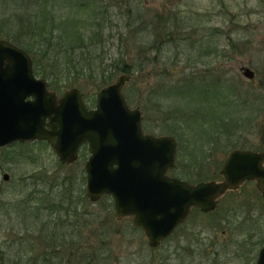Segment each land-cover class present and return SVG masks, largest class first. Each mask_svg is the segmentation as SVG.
<instances>
[{"label":"rangeland","instance_id":"obj_1","mask_svg":"<svg viewBox=\"0 0 264 264\" xmlns=\"http://www.w3.org/2000/svg\"><path fill=\"white\" fill-rule=\"evenodd\" d=\"M99 1L109 6V23L97 33L105 34L106 39L101 64L90 72L92 66L82 63L77 48L80 66L73 72L62 66L50 89H60L61 95L67 88H77L88 107L95 108L102 87L93 84L100 83L102 74L108 84L114 83L126 74L117 69L127 65L130 73L126 75L131 79L124 94L128 104L143 112L146 133L172 135L188 146L171 175L191 184L218 180L216 169L201 164L216 166L225 156L220 154L223 148L210 157L191 155L190 149L202 143L201 127L208 130L202 137L207 151L215 148L207 140L212 134L222 141L230 131L242 134L240 126H246L247 120L252 124L243 134L246 141L237 137L226 142L257 145L261 122L264 141V0ZM36 2L47 12L61 9L60 15L71 20L56 36V49L58 37L64 46H77L84 38L95 36L88 34L87 28L83 36L81 29L87 25L80 16L89 13L73 9V0H0V39L21 43L37 36L25 34ZM19 32L20 39L15 37ZM45 46L40 45L39 50ZM60 55L63 64L66 54ZM48 62L41 63L45 66ZM243 67L255 72L254 80L244 77ZM215 115L216 119L210 118ZM234 118L236 125H231ZM209 125L214 128L209 130ZM23 148L17 145L0 152V257L4 264H57L58 251L65 253V264L68 257L70 264H254L263 247L264 200L259 208L260 197L250 187L227 195L219 217L218 213L192 214L166 242L151 248L132 218H116L111 197L98 203L88 200L91 204L87 206L79 204L85 190L82 173L88 150L81 151L73 165H63L46 143ZM6 174L9 177L4 180ZM66 176L70 177L60 189L57 177ZM52 187L54 194L50 195ZM74 193L75 213L68 204L56 213L50 208V197L60 194L66 202ZM56 202L53 205L59 207V199ZM238 202L250 203L240 210L239 218L246 212L251 219L241 220L225 210ZM68 210L73 214L71 220L65 216ZM71 242H76L74 247L67 244ZM80 244L84 250H78ZM86 253H91V260Z\"/></svg>","mask_w":264,"mask_h":264},{"label":"water","instance_id":"obj_2","mask_svg":"<svg viewBox=\"0 0 264 264\" xmlns=\"http://www.w3.org/2000/svg\"><path fill=\"white\" fill-rule=\"evenodd\" d=\"M241 70L244 77L254 80L252 69ZM129 80L122 75L103 87L96 108L89 110L78 89L65 90L61 97L51 92L45 79L35 77L32 57L1 39L0 147L44 140L61 163L71 165L80 147L88 143L87 197L97 202L104 195L111 196L116 218L133 217L152 248L171 236L193 208L213 211L219 198L247 180H255L264 196V151H232L219 182L193 185L167 175L177 166V142L170 136L144 133L141 110L131 109L123 92ZM30 97L34 100L27 101ZM256 264H264V248Z\"/></svg>","mask_w":264,"mask_h":264},{"label":"trees","instance_id":"obj_3","mask_svg":"<svg viewBox=\"0 0 264 264\" xmlns=\"http://www.w3.org/2000/svg\"><path fill=\"white\" fill-rule=\"evenodd\" d=\"M73 3L75 4L73 9L78 8L79 10H83L84 12L89 13L87 17H84V18L82 16L80 17L82 19V22L86 21V25H87L86 27H84L85 26L84 25L83 26L84 28L81 29V31L84 32V29L87 28L88 34L95 35L91 37L90 39L89 37L84 38L86 40L80 41V43L77 44V46H70V45L64 46L62 45L63 43L61 39L58 37V49H56V46L54 44L55 39L57 38L56 36H59L61 32L63 31L62 30L63 25H65L71 20L69 19V17L65 18V16L60 15L62 13L61 9H57L54 11L49 10L48 12L45 11V7H43L39 2H36L35 5L37 7L33 8L31 12H29L28 23L25 28V34L27 33L30 35L37 34V36L31 40H28L26 42H21V43H18L11 39V42L13 44L19 46L20 48L28 52L31 56L35 57L34 59L35 73L37 74V76L41 78L48 79L49 84L52 88H54L53 86L56 85L55 84L56 79L53 77H56L57 75H59L60 71L62 72L63 70L62 66H64L65 69L68 70V72L76 71L77 67L80 66L79 64L81 62L77 60V55H76L77 48L80 49V52H81L80 57L83 60L82 63L85 66H92V68L90 69V72L96 70L95 68L101 62V58H102V50H103L106 39H105V34L103 33L97 34V33L103 31L106 28V25L109 23V17L107 18V13L109 14V11L106 9L109 6L102 4V2H100L99 0H76V1L73 0ZM74 23L80 24V22H74ZM74 28L80 29L82 27L75 26ZM19 31L21 32V30ZM20 32L18 36H15L18 39H20V36H21ZM83 36H85V32L83 33ZM40 45H43V46L46 45L45 46L46 48L44 50H39ZM61 53L66 54V59L63 61V64L60 58ZM37 54H40V57H38ZM44 60L49 61L47 64H45V66H43V64L41 63V62H44ZM117 70H120L119 72H125L126 74L130 73V69L127 65ZM102 71L106 73L104 69ZM108 83L109 81L106 80V74H102L100 76V83H97V84L92 83V84L103 87V86H106ZM59 92H61L60 89H59ZM82 151L84 154V152L86 151V148H84ZM82 175H83V185L85 187V182H86L85 171H83ZM69 177L70 176H66L63 178L57 177V179L59 178L61 179V183L60 184L58 183L57 186H59L61 189V185H63L66 179ZM203 180L207 181L209 179H203ZM49 192H51L49 193L50 195L54 194L53 187L49 189ZM75 193L70 195L69 200L64 202L62 200L63 195H60L61 194V190H60L59 196L50 197L51 201L48 202L51 204L50 208L54 210V213H56V211L63 209L62 205L68 204L69 207L73 209L75 213L77 204L73 203L72 201V197L76 195ZM58 199L60 201L59 207L53 205L57 203L56 201ZM80 201L81 202H79V204L82 206H87L89 203L85 195V190H82V197L80 198ZM72 206H75V207L72 208ZM61 213L62 215L64 214V212H61ZM66 214H67L65 215L66 218L71 220V218L73 217V214L69 212V210ZM91 216L95 218L96 214L91 213ZM67 244L70 245L71 247H74L76 242H71ZM80 246L81 248H78V250L79 251H81V249L84 250L82 244H80ZM65 247H66V244L64 245V248ZM70 253H73V252H70ZM90 254L91 253L85 254V257L89 256L88 258L89 260H91ZM64 256H65L64 252L62 251L57 252V259H58L57 264H65V262L63 261ZM70 258L71 257H68L67 264L68 263L70 264L71 262ZM3 260H4V257H0V262H1L0 264H4Z\"/></svg>","mask_w":264,"mask_h":264},{"label":"flooded vegetation","instance_id":"obj_4","mask_svg":"<svg viewBox=\"0 0 264 264\" xmlns=\"http://www.w3.org/2000/svg\"><path fill=\"white\" fill-rule=\"evenodd\" d=\"M4 68H6V65L4 66ZM255 77H256V74H255ZM255 79V78H254ZM50 90H52V89H50ZM60 96V95H59ZM34 100V98H32V97H30V98H27V101H33ZM86 102V101H85ZM91 109V108H90ZM214 113H215V111H214ZM211 119H216L217 118V115H215L214 117H210ZM246 126H244V123L240 126V130H241V133L242 134H236L235 132H232V131H230V132H228V134H227V138H237L238 137V139L239 140H244V141H246V136H244L243 134H246L247 133V131H245L246 129H248L250 126H251V124H252V121H249V120H247L246 122ZM231 125H236V122H235V118L232 120V123H230ZM229 124V125H230ZM143 125H144V122H143ZM259 127H260V129H259V135H260V139L258 140L259 142H258V144L257 145H248V143L247 144H240V141L239 142H237V143H233L231 140H228L227 142H226V140H227V138L226 139H224L223 141H222V139L221 138H217L214 134H212L211 135V137H209L207 140L210 142V143H212V145H214L215 144V148H212V149H210V150H208L207 151V149H206V144H207V142H204V140H203V136H204V133L206 132V131H208L207 129H205V128H203V127H201V130H202V134H201V140H202V143L199 141V146H198V148H196V149H190V152H191V155H197V156H211L212 154H214L215 152H217V151H219V148H223V151H222V153H220V154H223V155H225L224 156V159H223V161L221 162V163H218L216 166H213V165H211L209 162H205V163H203V164H201V167H203V166H207V167H211V168H214V169H216V171L218 172V175H219V179L218 180H216V179H211V180H205V181H199V182H197V184L198 183H202V182H208V181H222L223 180V176L221 175V169H222V167H223V165H224V163H225V161H226V159L228 158V156H229V154L232 152V151H243V152H251V153H255V154H263V151H264V141H263V122H261L260 123V125H258ZM144 127V126H143ZM209 128H211V129H209V130H212L213 128H214V125L213 126H211L210 127V125L208 126ZM243 127V128H242ZM215 129L217 130V128L215 127ZM145 131V130H144ZM146 133V132H145ZM148 134H150V135H154L155 137H162V136H170V137H173L175 140H176V142H177V145H178V149H177V158L178 157H180L181 156V152H182V154H183V152H186V148H188V146H184L183 145V143H182V140H179V139H177L176 137H174V136H172V135H167V134H164V135H156V134H151V133H148ZM249 134H251L250 132H249ZM218 135H219V133H218ZM226 142V143H225ZM33 143H45L44 141H34V142H29V143H27V142H25V143H21L20 141H18V142H14V143H12V144H10V146H8V147H1L0 148V152H1V150H3L4 148H10V147H13V146H17V145H19V146H21V147H26L27 148V146H29V144H33ZM233 143V144H232ZM39 144H37V145H35V146H38ZM32 147V146H31ZM26 148H23L24 150H28V148L26 149ZM84 148H87V145H84L82 148H81V151L84 149ZM81 151H80V153H81ZM11 153H13V152H11ZM80 153H79V157H80ZM11 155V154H10ZM13 155L14 156H22L21 154H17V153H13ZM36 160H37V157L35 158ZM260 164H261V167L263 168V159H262V161L260 162ZM178 168V161H177V166H176V168L175 169H177ZM175 169H171V170H169L168 171V173H167V175H169V176H171V177H174V178H178V179H180V180H182L181 178H179V177H176V176H173V175H171V172L173 171V170H175ZM5 177H6V175H4V180H5ZM9 177V176H8ZM184 181H187V180H184ZM247 187H250V191H252L253 193H254V191H255V195L256 196H259L260 197V201H259V204H258V206H259V208L261 207V200L263 201L264 200V196H263V194L259 191V189H258V187H257V182L255 181V180H247V181H245L238 189H236V190H231V191H228L223 197H221L218 201H217V205H216V208L213 210V211H210V212H203L200 208H193L192 210H191V214L189 215V217L183 222V223H180L179 225H177V227L174 229V231L172 232V235L174 234V232L179 228V227H181L182 225H184L187 221H188V219L191 217V215L192 214H200V215H212V214H216V213H218L217 214V217H219L220 216V211L223 209V202H222V200L224 199V198H226V196L227 195H231V194H233V193H239L240 191H244L245 189L244 188H247ZM253 189H254V191H253ZM251 193V192H250ZM232 199H234V198H232ZM246 203L247 202H238V205H236V206H233V205H229L228 206V209H225L229 214H231V215H234V216H236L237 218H239V212H241L240 210H244V208H245V206H246ZM228 204H230V203H228ZM227 204V205H228ZM244 204V206L243 207H241L242 205ZM247 204H250V203H247ZM225 207V206H224ZM251 213H252V209H251ZM224 215H226V214H224ZM245 215V216H244ZM244 215L242 214L241 215V218H239V219H241V220H246V218H250L251 219V217L252 216H250L249 214H247L246 212H244ZM219 225H221L220 223H218ZM219 227H217V229H218ZM139 229H141V228H139ZM142 230V229H141ZM224 233H226V232H224ZM171 235V236H172ZM171 236H169L165 241H163L161 244H163L164 242H166ZM226 240H228V239H226ZM215 242V241H214ZM160 244V245H161ZM159 245V246H160ZM218 245V244H217ZM158 246V247H159ZM211 246L213 247L214 246V244H213V242L211 243ZM262 248H264V243H263V247ZM262 248L260 249V251L262 250ZM260 251H259V253H260ZM259 253H258V256H257V259L255 260V263L254 264H256L257 263V260H258V257H259Z\"/></svg>","mask_w":264,"mask_h":264},{"label":"bare ground","instance_id":"obj_5","mask_svg":"<svg viewBox=\"0 0 264 264\" xmlns=\"http://www.w3.org/2000/svg\"><path fill=\"white\" fill-rule=\"evenodd\" d=\"M63 174V173H62Z\"/></svg>","mask_w":264,"mask_h":264}]
</instances>
